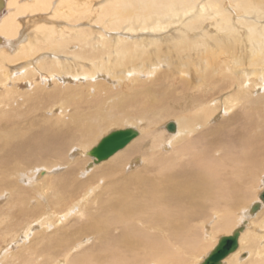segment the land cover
Instances as JSON below:
<instances>
[{
    "label": "bare ground",
    "instance_id": "1",
    "mask_svg": "<svg viewBox=\"0 0 264 264\" xmlns=\"http://www.w3.org/2000/svg\"><path fill=\"white\" fill-rule=\"evenodd\" d=\"M2 3L0 254L37 232L42 245L4 264H202L240 226L221 264H264V187L253 192L264 169V0ZM193 89L199 95L182 104ZM221 109L244 123L237 144L227 145L228 126L215 141ZM117 126L138 135L89 165L85 154ZM53 157L70 170L59 174ZM98 171L94 186L63 196L64 182ZM49 183L63 188L53 187L44 211ZM82 218L89 235L73 244L67 222ZM91 235L98 242L76 251Z\"/></svg>",
    "mask_w": 264,
    "mask_h": 264
},
{
    "label": "rangeland",
    "instance_id": "2",
    "mask_svg": "<svg viewBox=\"0 0 264 264\" xmlns=\"http://www.w3.org/2000/svg\"><path fill=\"white\" fill-rule=\"evenodd\" d=\"M3 10V9H2ZM174 27H176V26H174ZM174 27H172V28H174ZM167 33V32H166ZM178 34V33H177ZM166 36V35H165ZM164 36V37H165ZM171 49L174 51V49H173V47H171ZM175 55V52L172 54V55H170V56H165V57H173ZM176 56V55H175ZM164 58V57H163ZM175 58V57H174ZM179 64H180V62H178V61H176V66H177V68L179 67ZM198 69H199V67H197V66H195V67H190V73H192V74H197V71H198ZM164 71H166V68L165 69H161L160 70V72H164ZM178 80H179V77H178ZM20 89V91H23V90H27V89H25V88H23V87H21V88H19ZM85 89V88H84ZM193 92L192 93H187V92H185L184 93V98H182V100L180 101L182 104H184L185 103V101L187 100V99H191L192 97H196L197 95H199V93L197 92V90H192ZM212 98H215V96L214 97H212ZM233 111H234V109H233ZM233 111H228V112H225V113H223V111H222V109L218 112V115H217V118H216V120H215V122L217 123V124H220V128H219V130L216 132V134H215V141L216 142H221L222 140H223V135H222V130H225L226 129V127L228 126V128H229V130L231 131V134H230V137H226V140H227V145L228 144H237L238 142H239V140L241 139V137L245 134V132H244V123H243V121L240 119V118H238V117H236V116H234V115H231V113L233 112ZM41 114L40 115V117L37 115V114ZM35 114H36V116H37V118H43V116H42V114H43V112H36ZM55 114V113H54ZM59 114V113H58ZM236 118L235 120H232V119H230L229 120V118ZM175 119H176V117H167V118H165V119H163L162 120V123H160V124H165V123H168V122H175ZM215 123V124H216ZM214 125V124H213ZM128 126H117V127H112L109 131H111V130H114V129H126ZM136 127V126H135ZM138 128V127H137ZM39 129V126L38 127H35L34 128V133H37V130ZM136 129V128H135ZM108 131V129L105 131V132H107ZM108 131V132H109ZM164 131V130H163ZM107 132V133H108ZM140 132V134H141V131H139ZM106 133V134H107ZM101 135H103V134H101ZM100 134H98L97 136H96V140L101 136ZM105 135V134H104ZM102 137V136H101ZM100 137V138H101ZM99 138V139H100ZM95 140V141H96ZM86 155V157H89L88 156V154L86 153L85 154ZM56 156H58V155H56ZM58 158V157H57ZM64 158H65V156H64ZM59 159V158H58ZM90 159H92L91 157H90ZM52 161L53 162H55L56 164H57V167L59 168V174H62V173H66L67 171H69L70 170V168H71V166L69 167V169H68V167H67V165H66V163H64V161H62V160H60V161H58V160H56V158H52ZM93 159L91 160V163H89V165H91V166H95V164H93ZM35 165V164H34ZM74 165H76L75 163H73L72 164V166H74ZM97 165H99V164H97ZM105 165V164H104ZM101 167V166H100ZM84 168H85V166H84ZM83 168V171H85V169ZM18 170H20L19 168H18V166L16 165V163L14 162L13 164H12V166H11V168H10V171H17V173L15 174V177H13V179L15 180L16 178H18V173H19V171ZM83 171L81 172V175H83ZM90 172H92V171H90ZM90 172H87V173H84V174H90ZM100 173V171H98L97 173H92L91 175H90V177H86V178H90L91 179V182L90 183H87L86 182V178L85 177H82V176H77V180L79 181V183H75V184H72V182H69V180L67 181V182H64V188L63 187H61V186H55L54 184H52V183H49V188H50V192L48 191H45L46 193H44L46 196H44L43 198H42V202H39V203H41V205H42V208H43V210L45 211L46 210V204L49 202V199H50V193H52V189H53V187H61V188H63L64 190H66L64 193H63V196L65 197V198H68L69 196H70V194L71 193H73V192H76V191H79V190H81V189H83L86 185H88V186H94L95 185V183H94V181L95 180H97V178L99 177V174ZM261 175L262 174H264V169H263V171L260 173ZM261 175H260V180H259V182L253 187V192L255 193V192H258L259 193V191L264 187V184H263V182H262V180H263V178H261ZM93 176V177H92ZM264 176V175H263ZM65 180H67V179H65ZM71 180V179H70ZM77 180H76V182H77ZM63 182V181H62ZM247 185V184H246ZM70 194H69V193ZM47 194H49L48 196H47ZM251 195H252V193H251ZM257 196V195H256ZM35 197L36 196H34V198H33V201H35V204L36 205H38V201L35 199ZM0 201H2V199L0 198ZM4 201V200H3ZM5 201H7V199L5 200ZM254 201V200H253ZM252 201V202H253ZM44 205V206H43ZM240 207H243V206H240ZM8 209H10V206H7V207H4V210H8ZM40 210H42V209H40ZM44 211H41L40 212V214H42V212H44ZM39 214V215H40ZM28 216L29 215H27L26 214V212L25 211H23V212H21L20 214H19V216H18V218H19V220L20 221H22V220H25V219H27L28 218ZM40 219V218H39ZM48 219H50L51 221H53L50 217L48 218ZM75 218H71L70 220H74ZM43 221L45 220V219H42ZM83 220H84V218H82V219H80V223H76V222H73V221H68L67 223L68 224H72V225H74V230L72 231V228H70L69 229V233L71 234L70 235V238L71 239H74V241H73V244H76L79 240L77 239V238H79L81 235L82 236H88L89 234H87V233H85V231H83V228H81V224H82V222H83ZM197 221H198V218H195L194 219V221H193V223L194 224H196L197 223ZM54 222V221H53ZM56 226V225H55ZM54 226V228H53V226L52 225H50V227H49V232H51V231H54L55 233H58V234H62V231H61V225H60V227H55ZM41 229V226L39 227V228H36V230H40ZM258 230V232H260V229L259 228H257ZM19 234V233H18ZM26 234H24L23 236H25ZM40 234H39V232H37V234L34 236L33 234H30L29 236H28V238H26V240H24V238H22V239H16L17 241H16V245L12 248V250L9 252V253H3V254H0V264H4V262H5V258H6V255L7 256H9V255H11L10 253H17L21 248H23L24 247V245L25 246H28V247H34V248H40L42 245L40 244V243H38V241H37V239H39L41 236H39ZM222 235H227V234H225V233H220L219 234V236L218 237H220V236H222ZM57 237H59V236H57ZM91 237V241H87V242H84V244H83V246H82V244L81 245H79V246H77V249H76V251H80L81 249H84L85 247H89V246H91V245H93L94 243H97L98 242V240L94 237V236H90ZM36 239V240H35ZM84 239H86V238H84ZM35 240V241H34ZM6 243H9V240H8V242L6 241L5 242V245H6ZM247 246V245H246ZM211 249V248H210ZM210 249H208L207 250V252L210 250ZM8 252V251H7ZM206 252V253H207ZM247 250L244 252V254L246 253L247 254ZM61 259V258H60Z\"/></svg>",
    "mask_w": 264,
    "mask_h": 264
},
{
    "label": "water",
    "instance_id": "3",
    "mask_svg": "<svg viewBox=\"0 0 264 264\" xmlns=\"http://www.w3.org/2000/svg\"><path fill=\"white\" fill-rule=\"evenodd\" d=\"M2 5V0H0V11L2 10ZM166 129L169 132H173V124H167ZM137 135L138 132L131 128L114 130L102 137L87 154L93 159V164H98L123 149ZM258 199L260 202H264V190L259 194ZM259 205V203H254L250 208L249 214H254L259 209ZM243 230L244 227L240 226L232 232L231 236L221 237L215 248L208 254L202 264H221L225 257L237 249L238 238Z\"/></svg>",
    "mask_w": 264,
    "mask_h": 264
}]
</instances>
